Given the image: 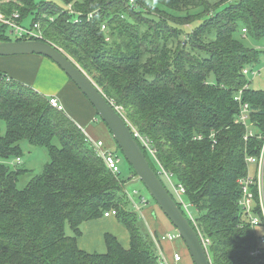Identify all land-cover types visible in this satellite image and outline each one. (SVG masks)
<instances>
[{"label": "trees", "instance_id": "trees-1", "mask_svg": "<svg viewBox=\"0 0 264 264\" xmlns=\"http://www.w3.org/2000/svg\"><path fill=\"white\" fill-rule=\"evenodd\" d=\"M62 1L74 12L54 0H0V10L19 12L30 27L40 22L42 40L77 62L131 128L153 142L155 157L141 145L143 151L170 192L161 167L185 185L194 220L179 205L210 239L214 264H264L256 232L264 218L252 227L240 204V180L258 179V162L247 157L259 158L264 144L257 136L264 135V91L243 92L256 132L248 139L246 127L236 123L241 106L235 100L247 82L243 68L258 62L260 53L242 43L243 28L252 38H264V0H135L136 6L129 0ZM146 6L186 16L211 9L187 34L196 33L203 44L189 46L187 38L182 45L178 28L144 11ZM8 76L0 70V158L20 156L26 140L45 147L49 160L25 187L19 186L23 170L0 162V264H159L151 234L148 242L138 229V212L125 207L122 182L86 143L81 127L47 96ZM251 189L261 215L258 183ZM111 208L128 229L129 246L106 233L105 252L81 248L83 224ZM259 247L261 253L252 255Z\"/></svg>", "mask_w": 264, "mask_h": 264}, {"label": "water", "instance_id": "water-1", "mask_svg": "<svg viewBox=\"0 0 264 264\" xmlns=\"http://www.w3.org/2000/svg\"><path fill=\"white\" fill-rule=\"evenodd\" d=\"M26 54H38L50 58L75 82L108 126L134 173L140 178L157 205L178 231L194 264H211L210 256L198 229L153 169L128 121L102 88L77 62L52 42L42 39H0V56Z\"/></svg>", "mask_w": 264, "mask_h": 264}, {"label": "crops", "instance_id": "crops-1", "mask_svg": "<svg viewBox=\"0 0 264 264\" xmlns=\"http://www.w3.org/2000/svg\"><path fill=\"white\" fill-rule=\"evenodd\" d=\"M0 70L6 72L13 79L30 85L47 97L58 96L64 106L63 111L81 127L86 135L95 140H103L107 147L118 154V145L95 107L65 71L50 58L38 54L0 56ZM139 217L147 221L151 238L152 234L171 233V230L166 232L167 230L157 218L154 208L150 207L140 211ZM83 227L86 235H82L78 239L79 246L83 249L95 251L92 249L95 247L93 243L97 241L100 247L98 240H103L105 245L106 233L116 235L120 241L125 240L126 245L122 241L121 243L125 247L129 246L127 245L130 241L128 229L115 216L86 222ZM175 232V229L172 230V233ZM176 240L163 242L165 252L171 256L174 251H179L183 255L179 264H192V260H188L185 256V251L190 255L185 243L183 242L184 246H182ZM99 250L101 249L99 248Z\"/></svg>", "mask_w": 264, "mask_h": 264}, {"label": "built area", "instance_id": "built-area-1", "mask_svg": "<svg viewBox=\"0 0 264 264\" xmlns=\"http://www.w3.org/2000/svg\"><path fill=\"white\" fill-rule=\"evenodd\" d=\"M131 5L136 6V1L135 0H129ZM69 13H73V7L70 4L68 6ZM48 16V15H44ZM93 16V13L88 14V18L90 19ZM50 20H54V17L48 16ZM81 19H77V21H80ZM0 23L6 24L7 26L12 28V31L17 35L19 38L27 37L26 39H42V32H41V23L37 22L34 24L33 27H30L29 25H26L22 22L21 16L19 12H13L10 16L6 15L3 11L0 10ZM102 29L105 30L106 26L103 25ZM247 29L243 28V32L246 33ZM34 37V38H32ZM252 72L254 75L253 78H256L258 75H261L262 70L260 68L256 69V64L253 65H247L246 67L243 68L242 73L245 75L247 78V75ZM7 80H11L10 76L6 78ZM252 88V81H249L247 78V82L245 85L236 91L235 93V100L240 103L241 106V112L236 119V123L238 124H243L246 127V134H245V139H248L249 137H252L256 134V132L253 130L254 123L251 120V106L249 102H245L243 99V92L246 89ZM49 103L57 108L60 111L64 110V106L61 103L60 99L58 96H50L48 97ZM133 133L135 138L138 140L140 145L144 146L147 151L150 152V154L155 157L156 154V149L153 146V142L146 137L145 135L141 134L137 128H133ZM86 135V134H85ZM258 137L264 139V135L261 133L257 134ZM86 143L94 150V152L103 159L106 168L116 177L119 178L120 174V158L118 155L113 152L103 140H95L91 138L90 136L86 135ZM247 161L251 163H256L258 162L259 165V174H258V179L255 180V177L252 175H248L247 177L243 178L240 180V184L243 186V191L244 195L243 198L240 201V204L242 205L246 216L249 219V222L252 227H256L260 225L262 222V217L264 218V144L262 147V151L260 154L259 158L249 156L247 157ZM22 159L20 156H17L15 159V164H21ZM3 163V162H2ZM17 168V167H16ZM15 168V169H16ZM160 172L164 174L165 178L167 179L170 189L172 191V195L178 202V204H181L182 208L188 213L190 218L193 219V215L191 213V204L187 201L186 199V187L185 185L178 183L173 179V176L170 172L165 170L163 167H161ZM122 182V181H121ZM258 183V188H259V194H260V205H261V215H259L257 212H255V206H256V200H255V195L254 192L251 189V186L255 183ZM122 185L124 187V182H122ZM170 191V190H169ZM142 203L143 205L148 203V200H146L144 197H142ZM134 209L137 211H141L140 207L138 205L133 206ZM118 214V209L117 208H111L110 210L106 211L104 216L109 217V216H117ZM262 216V217H261ZM199 231V230H198ZM200 233V232H199ZM201 235V233H200ZM202 241L204 243V246L206 247V250L209 253V245H210V239L209 238H204L202 235ZM178 238H181L178 231L175 233H166L162 235H156L152 234V239L154 243V247L156 250V254L158 256V261L159 264H179L182 259L183 255L179 251H174L171 256H169L166 252L165 249L163 248V242L166 240H176ZM259 243H264V237L260 238ZM261 248H256L254 249L251 253L252 255L258 256L261 253ZM211 259V256H210ZM211 264H214L212 259H211Z\"/></svg>", "mask_w": 264, "mask_h": 264}, {"label": "rangeland", "instance_id": "rangeland-1", "mask_svg": "<svg viewBox=\"0 0 264 264\" xmlns=\"http://www.w3.org/2000/svg\"><path fill=\"white\" fill-rule=\"evenodd\" d=\"M41 1H48V0H37V2H41ZM54 1L58 3L63 9L68 8V5L62 0H54ZM210 10L211 9L203 11V9L198 8L193 11H190V15L188 16H186L187 15L186 12H176V11H169L168 13L170 15H168L167 12L160 11L158 9H155L153 7H148V6H146V9L144 11H148V13H152L156 15L158 14L162 16L164 19L168 20L171 24L175 25L178 28V30L181 32L180 38L183 41V44L181 43L182 45H184V42H186L187 38H189L187 40L188 45L193 42H198V45H200V44H203V42H202V39H200L199 36L196 35V33L194 34V37L193 35H187V34L192 33L194 29L198 27V25L201 22L202 15L207 14ZM75 19H77V16L75 17ZM31 20H32V17L30 16L27 18L26 23L30 24ZM0 26H1V23H0ZM0 29L2 30L3 28L1 27ZM0 34L3 37H6L11 40H15L17 37V35L12 31V28L9 26L5 27L2 31H0ZM243 34L245 35H243L240 39L242 43L245 44L249 48H253L255 50L260 51L259 61L254 64H256V69L260 68L262 70L261 75H258L256 78H253L254 75L252 74V72H250L247 75V78L249 81H252V88L256 90L264 91V38L255 39V38H252L246 35V33H243ZM248 65H253V63H250ZM212 79H214V77H212ZM2 125H3V129L5 130L6 126H4L5 125L4 122H2ZM117 151H118L117 155L121 161L120 163L121 172L119 174V180L124 182V187L122 186V184L121 186L123 190L122 193L124 194V195L122 194V196L125 202L126 209L129 211H134L135 209L133 206L135 204L140 207L141 211H144L146 208H150V207L154 208L156 212V216L160 220L162 225L166 228L167 230L166 232L171 230L170 232L172 233V230L175 229L172 226V223L169 221V219L166 217V215L157 205V203L155 202V200L153 199V197L151 196V194L149 193V191L147 190L143 182L140 180V178L134 174L131 165L129 164V162L127 161V159L125 158L124 154L122 153L119 147L117 148ZM18 155H20L22 159L21 164H15V159L17 155H14L10 158H0V162L5 163L11 169H15L17 167V169L23 170L19 177V186L25 187L34 175L42 172L45 163L49 160V153L45 147L31 145L28 141L24 140L21 142V153ZM254 168H255L254 165L250 166V171L252 173L254 172ZM166 186L168 187V184H166ZM142 197L148 200L147 204L143 205ZM137 212L136 214L139 215V211ZM103 217H106V216H103ZM103 217L99 218L98 220H102ZM137 222H138V229L144 236H146V239L149 242L150 230H149L147 221L138 216ZM82 231H83V236L86 235V231H84L83 226H82ZM256 232L259 236L264 237V227L262 226L257 227ZM182 240L183 239L180 238L176 240V242L178 241L177 242L178 244H182V246H184L183 245L184 241ZM98 241H100V247H99L98 242L95 241V243H93L95 247L92 249H95L96 252H105L106 247L103 243V240H98ZM121 241L126 245L125 240H121ZM99 248L101 250H99ZM185 256L188 258V260L190 261L192 260L191 262L193 264L194 261L192 259V256L188 255L186 251H185Z\"/></svg>", "mask_w": 264, "mask_h": 264}]
</instances>
